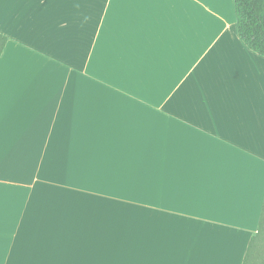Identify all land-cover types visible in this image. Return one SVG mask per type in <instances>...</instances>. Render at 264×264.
Here are the masks:
<instances>
[{
	"label": "crops",
	"instance_id": "crops-1",
	"mask_svg": "<svg viewBox=\"0 0 264 264\" xmlns=\"http://www.w3.org/2000/svg\"><path fill=\"white\" fill-rule=\"evenodd\" d=\"M0 35V264H243L264 56L234 0H0Z\"/></svg>",
	"mask_w": 264,
	"mask_h": 264
},
{
	"label": "trees",
	"instance_id": "trees-1",
	"mask_svg": "<svg viewBox=\"0 0 264 264\" xmlns=\"http://www.w3.org/2000/svg\"><path fill=\"white\" fill-rule=\"evenodd\" d=\"M234 12L237 34L240 40L248 49L260 56H264V0H234ZM5 42L6 38L0 35V54L4 48ZM260 240L262 241L260 242ZM263 243L264 206L258 233L249 243L243 264H250L255 254L256 256L254 257L255 260L253 259V264H259L258 259L261 258L260 254Z\"/></svg>",
	"mask_w": 264,
	"mask_h": 264
},
{
	"label": "rangeland",
	"instance_id": "rangeland-1",
	"mask_svg": "<svg viewBox=\"0 0 264 264\" xmlns=\"http://www.w3.org/2000/svg\"><path fill=\"white\" fill-rule=\"evenodd\" d=\"M258 240V239H257ZM262 240H260V242H261ZM258 243V242H257ZM258 247H259V245H258ZM256 250V249H255ZM254 252V251H253ZM256 252H257V250H256ZM261 258L260 259H258V261H259V264H264V243L262 244V247H261ZM255 256H256V254H255ZM254 256V257H255ZM254 257L251 259V261H250V264H253L254 263ZM254 259V260H253ZM252 262V263H251Z\"/></svg>",
	"mask_w": 264,
	"mask_h": 264
}]
</instances>
